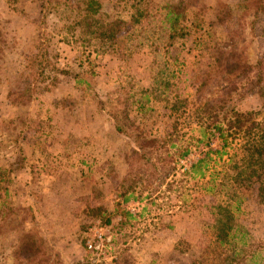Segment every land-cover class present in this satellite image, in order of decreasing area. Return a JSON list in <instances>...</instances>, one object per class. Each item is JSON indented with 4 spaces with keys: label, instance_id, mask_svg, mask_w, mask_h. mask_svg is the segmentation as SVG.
I'll return each mask as SVG.
<instances>
[{
    "label": "rangeland",
    "instance_id": "rangeland-1",
    "mask_svg": "<svg viewBox=\"0 0 264 264\" xmlns=\"http://www.w3.org/2000/svg\"><path fill=\"white\" fill-rule=\"evenodd\" d=\"M82 1L0 0V264H44L36 253L30 262L13 256L28 233L45 264H223L210 216L217 204L244 227L250 256L254 241L264 243V207L254 175L231 180L247 139L231 136L221 157L210 153L203 177L185 172L221 150L216 135L200 133L220 99L264 118L248 70L264 58L258 0H97L90 17ZM180 1L185 19L169 45L161 8ZM81 18L75 34L102 21L128 24L98 53L64 42ZM160 82L164 95L188 100L185 115H170ZM173 145L189 155L177 159ZM95 223L110 239L104 255L85 247Z\"/></svg>",
    "mask_w": 264,
    "mask_h": 264
},
{
    "label": "trees",
    "instance_id": "trees-1",
    "mask_svg": "<svg viewBox=\"0 0 264 264\" xmlns=\"http://www.w3.org/2000/svg\"><path fill=\"white\" fill-rule=\"evenodd\" d=\"M263 0H258L257 13L264 15V3ZM83 5V6H82ZM82 13L84 17H90L96 15L101 10V5L97 0H83L81 2ZM183 1L178 2L175 5L168 4L161 8L163 11V24L166 28L165 35L169 41V45H172V41L179 35L178 32L182 31L180 22L185 19L184 8L182 9ZM140 14L138 17L133 18L132 23H138L140 20ZM257 18V15H255ZM78 20L72 25L67 26V28L73 31V38L64 41L67 45L74 46L78 48H92L95 52L105 53L108 50H112L117 43L119 31L125 27L126 22L120 19L102 21L93 30H80L78 34L75 31L84 22ZM44 20H42V23ZM84 27V24H83ZM81 28V27H80ZM41 36L45 38L44 29L41 32ZM181 38L184 36H180ZM172 47V46H169ZM79 49V48H78ZM216 52L220 54V57L224 58L230 53L225 51L223 48H216ZM46 57V53L43 54ZM264 59V58H263ZM259 60L254 67H249V71H255V85L259 86L258 92L262 97V109H264V61ZM216 62L220 64V59L216 58ZM46 60L41 62L43 67L46 64ZM238 67H235V69ZM248 68V67H247ZM53 71H58L53 68ZM65 74V72H62ZM78 84L81 83L79 80ZM162 87V95L160 101L165 104V108L168 110L170 115L178 116L185 115L188 111V100L181 98L180 94H165L169 90V85L165 82L159 84ZM34 87V86H33ZM32 88V87H31ZM197 90H200L198 87ZM218 109H215V117L210 126H201L200 133L203 140H207L208 136L216 135L219 141L222 143L220 151L209 150V153L204 156V158L198 160L196 163L191 164L189 171L185 172L187 175L192 176V178L203 177L204 168L207 167V162L209 161V154H215L221 157L225 153V148L228 146V140L231 136L240 135L242 138L247 139L243 146L240 148L241 159L239 160V166H234L232 169L236 170L235 176H232L231 180L234 185L243 184L245 179L251 178L254 175V189L256 191V199L260 205L264 207V118L261 121L257 120L259 112L254 113H240L234 109V104L225 101V99H220ZM227 103L224 105L223 103ZM226 107V108H225ZM204 114V113H203ZM179 118V117H178ZM211 118V116H210ZM209 119V118H208ZM117 131H121L117 128ZM201 140V141H203ZM176 149V157L181 160L189 155V148L182 146H172ZM211 184L214 183V179H211ZM209 186V185H208ZM213 188L209 186L208 191H212ZM122 201L124 203L129 202L131 199H135L133 194L129 196H122ZM132 213L125 210L124 216L130 218ZM233 214L225 207L221 205H214L210 207L211 221H213V228L216 232L215 240L220 246H223L226 250L224 251V258L222 260L223 264H264V243L259 241H254L253 253L249 254L244 249L248 247L247 244V233L244 232L243 226H237L234 224ZM236 222V221H235ZM235 225V226H234ZM232 242V243H231ZM232 244V245H231ZM230 245V246H229ZM36 242L31 234H25L23 240H20L16 249L13 250L12 254L16 259L23 257L27 262L34 259L35 256L41 257V263H46L43 259L42 251L36 250L34 248ZM222 247V248H223ZM229 247V248H228ZM42 255V256H41ZM21 260V259H20Z\"/></svg>",
    "mask_w": 264,
    "mask_h": 264
},
{
    "label": "built area",
    "instance_id": "built-area-1",
    "mask_svg": "<svg viewBox=\"0 0 264 264\" xmlns=\"http://www.w3.org/2000/svg\"><path fill=\"white\" fill-rule=\"evenodd\" d=\"M133 205L134 204H130L129 206L132 207ZM130 207L127 209V211L134 214L135 209H132ZM104 241L108 243L110 242V239L105 238V234L102 233V227L99 223L93 224L89 228L88 234L86 232V235H85L86 249L91 253L104 255V249H106L104 245Z\"/></svg>",
    "mask_w": 264,
    "mask_h": 264
}]
</instances>
